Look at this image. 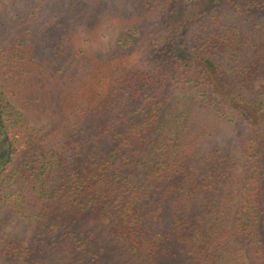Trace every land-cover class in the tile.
<instances>
[{
    "label": "trees",
    "instance_id": "obj_1",
    "mask_svg": "<svg viewBox=\"0 0 264 264\" xmlns=\"http://www.w3.org/2000/svg\"><path fill=\"white\" fill-rule=\"evenodd\" d=\"M203 4L36 0L0 21V261L264 264V0Z\"/></svg>",
    "mask_w": 264,
    "mask_h": 264
},
{
    "label": "rangeland",
    "instance_id": "obj_2",
    "mask_svg": "<svg viewBox=\"0 0 264 264\" xmlns=\"http://www.w3.org/2000/svg\"><path fill=\"white\" fill-rule=\"evenodd\" d=\"M174 2H177V5L183 6L185 8L192 7V5L196 4H203L207 0H173ZM36 0H0V21L3 23H7L12 20H17L18 13L23 12V10H27L31 7H35ZM149 21H156L154 20L150 15L147 16ZM234 15L231 13L226 14L225 22L229 23V20L231 23L234 21ZM262 23V22H261ZM125 33H123L120 29L118 19L117 18H110V19H104L102 22L101 28L98 31L97 37H92L95 40H98V43L94 45L92 48H94L96 51L100 52L104 57H107L111 53H113L117 47V42L121 38V36H124ZM165 37L163 34H159L158 38ZM90 36L85 32L82 35V41H88ZM86 47L89 45L85 44ZM218 59L224 64L227 71L230 73L229 67H228V61L226 56H218ZM32 125L37 130H40V134H43V130L45 129L46 121H39L32 118ZM216 136L219 137V140L221 144L223 143L225 145L224 149L228 150L233 147L232 142L234 141V138L230 134V131H228V128L226 126H220L219 130L216 133ZM1 143V142H0ZM222 144V145H223ZM235 146V145H234ZM1 151V150H0ZM137 174L136 172H133V175ZM144 175L139 179L140 181L143 180ZM134 264H144L141 260H139L137 257H134L131 261ZM0 264H7L4 261H0Z\"/></svg>",
    "mask_w": 264,
    "mask_h": 264
},
{
    "label": "water",
    "instance_id": "obj_3",
    "mask_svg": "<svg viewBox=\"0 0 264 264\" xmlns=\"http://www.w3.org/2000/svg\"><path fill=\"white\" fill-rule=\"evenodd\" d=\"M0 130L3 133V136L0 138V142H2L5 138H6V132L4 130V128L2 127V125L0 124Z\"/></svg>",
    "mask_w": 264,
    "mask_h": 264
}]
</instances>
